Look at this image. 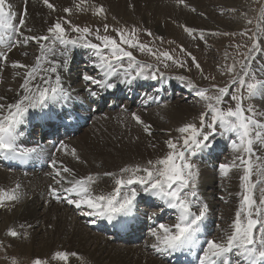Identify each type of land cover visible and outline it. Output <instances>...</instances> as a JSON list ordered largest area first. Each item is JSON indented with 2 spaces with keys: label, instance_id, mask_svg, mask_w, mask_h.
Wrapping results in <instances>:
<instances>
[{
  "label": "bare ground",
  "instance_id": "bare-ground-1",
  "mask_svg": "<svg viewBox=\"0 0 264 264\" xmlns=\"http://www.w3.org/2000/svg\"><path fill=\"white\" fill-rule=\"evenodd\" d=\"M180 1L185 2V0H0V5L7 4L18 11L25 5V14L19 29L22 42L0 63V122L18 107L30 104L37 97L42 98L49 89L55 86L56 79L63 78L62 76L57 77L58 74H61L57 64L59 53L54 55L53 48L49 45L52 42L49 43L45 40L49 36V32L53 30V26L58 23L56 20L63 15V11L67 12L65 10L72 9V7L83 8L84 6L89 9L98 5L96 8L105 9L109 14L118 16L119 20H128L131 15L140 16L139 19L153 31L183 41L181 34L174 26L176 23L186 28L202 29V27H199L201 24L197 23L198 18L196 19L195 14L180 12L177 7ZM186 2H191L198 8L207 7V5L214 7L210 0H186ZM48 4H51L53 9H50ZM52 32L54 33V31ZM74 41L76 40L74 39ZM26 43L33 44L37 48L36 51L23 46ZM59 44L62 45L59 46L58 52L66 50L64 39H59L57 45ZM45 48L48 49L46 52L48 55L45 56L44 67L29 75V71L32 70V61L36 60L38 56L42 57ZM91 66L96 69L103 67L97 61H94ZM101 72L104 73L105 70H101ZM116 74L117 70L114 69L111 78H114ZM131 76H136V74ZM122 79L118 83H121ZM70 81L72 84L76 81L79 82L74 78H70ZM148 109L144 108V111H134L128 115L114 112L108 114L105 120L97 119L98 122L96 120L95 124L92 123L91 128L85 130L87 132L84 137L76 138V135L67 142L65 148L58 150L54 161L56 168L49 172V178H26L19 174L0 170V240L9 229H12L13 233H23L22 235H25L27 239L24 244L28 243L29 245L22 246V251L37 260L50 257L65 259V264H163L149 252H144L141 249L114 247L103 237H96L94 240V237L85 232L82 224L71 219L69 210L49 205L38 197L42 188L53 182H61L63 187L86 189L85 182L94 181L96 184L90 190V195L84 196L82 200L78 201V204H83L91 210L99 209L103 212L107 208L123 205L132 199L136 192H142L141 184L130 189L127 188V185L131 184L134 179L130 180L128 176L130 174L126 175V170L123 172V169L125 166L134 169L141 167L144 168L143 170L150 169V165L161 157L160 152L164 153L165 151L162 138L154 135L155 126H151L161 119L185 123L188 121V117L192 116V114L190 116L187 114L193 112L189 107L178 102L165 103L157 108ZM174 124V126L179 125L175 122ZM236 159L239 160V155L234 153L230 160ZM221 160L218 166L220 173L225 169L221 165ZM94 166L101 167V172H103V174L97 175L96 179H94L96 175L92 176ZM83 168L85 171L79 173V170ZM240 168L239 160V167L236 171L239 172ZM62 172H65V175H62ZM147 172L144 173L148 176ZM198 173L211 175L200 168ZM202 178L204 180L203 187H206L208 182L209 185L211 184L212 177ZM214 179L215 177H213ZM126 182L131 183L126 184ZM75 183L78 185H74ZM151 187L155 186H147V195L150 198H158L157 191L159 189ZM206 201L209 209L207 216L214 222L215 200L210 197L206 198ZM58 213H62L60 219H58ZM151 213L155 214L156 212L153 210ZM50 219L54 223L49 225ZM67 219H71V221L67 223ZM232 220L231 216L229 226L226 225L228 228L224 229L226 236L210 244L208 247L210 252L229 246L232 237L236 238V243L240 244L242 241L248 243L252 239L250 230L247 232L239 229L233 230ZM174 224L175 222L164 224L156 237L167 244L173 242L183 229L182 226L174 229ZM214 226L216 225L214 224ZM36 227H39L40 232L47 228H50L51 232L46 230V237L39 238L37 242V233L39 232L34 230ZM167 230H171V233H168ZM236 232L237 235H235ZM19 238L23 239L21 236ZM56 241L62 243L54 244ZM107 244L111 245L109 251H106ZM76 255H79V258ZM75 257L76 259H74ZM77 259L79 262H75Z\"/></svg>",
  "mask_w": 264,
  "mask_h": 264
},
{
  "label": "rangeland",
  "instance_id": "rangeland-1",
  "mask_svg": "<svg viewBox=\"0 0 264 264\" xmlns=\"http://www.w3.org/2000/svg\"><path fill=\"white\" fill-rule=\"evenodd\" d=\"M210 2L214 7L207 5V7L198 8L186 0L178 2L177 7L180 12L195 14L196 19L198 18L197 23L201 24L199 27H202V29L186 28L176 23L174 26L181 34L183 41L153 31L139 19L140 16L131 15L128 20H119L118 16L109 14L105 9L96 8L98 5L89 9L84 6L66 9L67 12L63 11V15L56 20L58 23L53 26L49 35L57 33L68 40L75 39L82 43L85 41L84 44L88 45L91 43V46L101 52L100 56L105 62L116 57L115 61L118 60L119 66L121 65L122 68L124 66L127 71L150 78L175 79L193 87L191 95L179 96L171 102V104L177 102L184 104L193 111L187 114V116L192 114L187 122H169L161 119L151 126H155L154 135L160 136L159 138H162L164 142L165 151L160 152L161 157L154 161V165H150V169L143 170L142 167L134 169L125 166L123 172L126 170L125 174H130L128 175L130 180H140L147 176L145 173L148 171V179L152 177V182L157 185L163 182L169 183L171 177L181 176L188 184L195 187L197 185L196 188L203 190L205 198H214L216 205L213 215L215 213L214 224L217 228L215 226L212 243H215L226 236L224 229L228 228L226 225L229 226L231 216L235 215L238 194L241 195L243 190L239 185V178L244 170L243 165L241 164L238 172L236 169L239 167V160L230 159L234 153L244 152L247 146H241L239 151L233 146L231 156H227V159L221 157L223 158L221 165L225 168L222 173L218 168L217 175H202L197 171L198 179L196 175L186 171L188 165L181 164V156L190 145L200 146L208 143L223 126L238 125L243 132L244 122L253 128L252 139L258 140L259 146L262 147L264 143V0H210ZM219 2L221 4L217 5L216 3ZM49 5L50 9H53L52 5ZM64 13L67 15L65 16ZM29 45L26 43L23 46L31 48L32 51L36 49L33 44ZM259 88L261 96L257 99L255 94ZM140 109L142 108L135 112ZM174 122L179 125L174 126ZM86 132L78 134L76 138L84 137ZM94 134L96 135V132ZM260 147L258 155H261L264 160V146ZM258 157L254 156L253 162H257L260 167H257L252 174L264 176V168H261L264 167V161L261 162ZM100 168L93 169L92 176L96 175L94 179L97 175L103 174ZM84 171L83 168L79 170V173ZM205 176L212 177V181L210 185L208 182L206 187H203L202 177ZM213 177H215L214 180ZM95 184L94 181L85 182V197L90 195V190ZM259 185L260 182L256 176L252 188H257V191L264 188V185L258 187ZM252 188L247 187L245 200L251 199L254 192ZM69 215L71 219L82 224L85 232L94 237V240L96 237L101 238L98 234L91 233L78 216L71 212ZM57 216L60 219L62 213H58ZM71 219H67V223ZM172 222L175 221H169V223ZM53 223L50 219L49 225ZM38 228L34 229L39 232L37 242L39 238L46 237V230L51 232L50 228L43 229L41 232ZM160 228L156 236L162 230ZM11 231L13 230L9 229L0 240V264H65V259L50 257L33 259L30 254L22 251V246L29 245L24 244L27 240L26 236L21 232ZM250 232L252 234L254 231ZM61 243L56 241L54 244ZM111 245L107 244V250H105L109 251ZM76 256L79 258V255ZM75 262H79L78 259Z\"/></svg>",
  "mask_w": 264,
  "mask_h": 264
}]
</instances>
